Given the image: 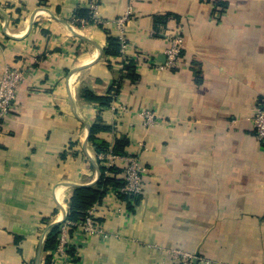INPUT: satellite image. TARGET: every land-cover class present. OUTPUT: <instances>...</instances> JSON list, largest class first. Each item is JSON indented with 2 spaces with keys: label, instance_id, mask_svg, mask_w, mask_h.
<instances>
[{
  "label": "crops",
  "instance_id": "obj_1",
  "mask_svg": "<svg viewBox=\"0 0 264 264\" xmlns=\"http://www.w3.org/2000/svg\"><path fill=\"white\" fill-rule=\"evenodd\" d=\"M178 33L179 59L160 69ZM6 69L26 77L0 129V264H57L50 232L71 221L75 189L122 169L107 161L119 140L147 168L142 194L131 205L107 192L97 216L109 237L78 241L71 264H173L174 252L264 264V143L251 122L264 97V0H0ZM95 126L107 130L92 142Z\"/></svg>",
  "mask_w": 264,
  "mask_h": 264
},
{
  "label": "built area",
  "instance_id": "obj_2",
  "mask_svg": "<svg viewBox=\"0 0 264 264\" xmlns=\"http://www.w3.org/2000/svg\"><path fill=\"white\" fill-rule=\"evenodd\" d=\"M128 21V15H124L114 21L116 29L123 31L125 23ZM73 22L80 25H87L97 22L91 15L86 19L74 18ZM121 39V38H120ZM182 38L180 34H176L168 39V46L165 50V62L159 65L160 69L174 68L179 56L181 54ZM26 77L24 71L17 69H6L0 77V129L6 118L13 111V105L16 97V89L23 82ZM145 119L147 124L156 122L153 114H146ZM253 132L255 138L264 143V97L257 100L255 112L251 118ZM103 158V157H102ZM101 159L103 161L104 159ZM107 161L118 162L122 164V176L124 185L118 191V194H125L129 197H137L142 194L143 180L147 174V168L140 164L138 157H121L114 155H107ZM121 166V165H120ZM98 205L91 206L85 211V214L79 220L72 222L66 221L60 226V234L58 237V244L53 252V261L57 264H71L73 256L68 253L69 243L74 244L76 249L77 242L87 237H100L106 239L109 234L106 233L97 216ZM72 228V235H68L69 228ZM76 253V250H75ZM74 253V254H75ZM175 261L173 264H194L196 258L190 254L174 252Z\"/></svg>",
  "mask_w": 264,
  "mask_h": 264
},
{
  "label": "trees",
  "instance_id": "obj_3",
  "mask_svg": "<svg viewBox=\"0 0 264 264\" xmlns=\"http://www.w3.org/2000/svg\"><path fill=\"white\" fill-rule=\"evenodd\" d=\"M107 41L109 43V46L105 51V55L115 56L117 53V50L119 49L116 43L117 42L116 39L113 36L109 35V37L107 38ZM89 94L90 93L87 92L86 96L90 97ZM106 103H107V100L105 101L104 105H106ZM106 130H107L106 128L99 127V126H95L91 128L89 140L93 142L94 134H96V132H104ZM127 144L128 142L125 140L117 141L115 148L112 149L113 155L122 156L123 155L122 151L127 146ZM97 150H100V148L98 147ZM113 166L115 165H112L106 168L101 167V175H100L99 181L95 188L86 187V188H77L74 190L73 196L70 201V209H69L70 212H69L68 220L75 222L79 220L80 218H82L87 209H89L93 205L101 203V200L105 197L107 192L116 191L118 193L120 188H122L124 185L123 176L120 178H115L114 176H116V174L118 173L120 174V172L122 173L123 170L119 169L120 171H118V169ZM119 195L121 196V199H124L125 202L130 203L131 205H133V202L138 201L140 197V196H137V197L132 198L125 194H119ZM72 230L73 229L70 227L69 232H68L69 236L72 235V232H73ZM59 234H60V226L55 227L51 230L49 238L45 245V248L47 250L52 251L55 249L58 243L57 238L59 237ZM75 250L76 249L74 247V244L69 243L68 253L71 256H73L75 253ZM49 263L51 264V262Z\"/></svg>",
  "mask_w": 264,
  "mask_h": 264
},
{
  "label": "water",
  "instance_id": "obj_4",
  "mask_svg": "<svg viewBox=\"0 0 264 264\" xmlns=\"http://www.w3.org/2000/svg\"><path fill=\"white\" fill-rule=\"evenodd\" d=\"M74 35L76 37H78L79 39H82V40H84V41H86V42L91 43L92 45H94L96 47V49H97V56L100 57V55H101V49L97 45H95L93 42H91L89 39H87V38H85L83 36L77 35L76 33H74ZM77 71H78V69L73 70L72 73L77 72Z\"/></svg>",
  "mask_w": 264,
  "mask_h": 264
},
{
  "label": "bare ground",
  "instance_id": "obj_5",
  "mask_svg": "<svg viewBox=\"0 0 264 264\" xmlns=\"http://www.w3.org/2000/svg\"><path fill=\"white\" fill-rule=\"evenodd\" d=\"M87 36V35H86ZM92 56H93V53H92ZM92 56H90V57H92ZM95 56H96V54H95ZM88 62V61H87ZM74 86V85H73ZM59 193V192H58ZM60 195V194H59ZM61 197L63 196V195H60ZM59 197V196H58ZM61 202V201H60Z\"/></svg>",
  "mask_w": 264,
  "mask_h": 264
}]
</instances>
